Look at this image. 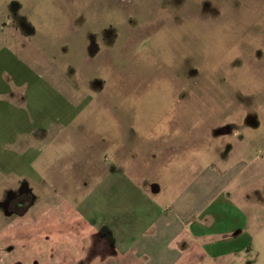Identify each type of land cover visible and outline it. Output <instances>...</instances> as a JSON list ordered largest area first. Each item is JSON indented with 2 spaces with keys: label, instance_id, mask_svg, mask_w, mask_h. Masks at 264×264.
I'll return each instance as SVG.
<instances>
[{
  "label": "rangeland",
  "instance_id": "rangeland-1",
  "mask_svg": "<svg viewBox=\"0 0 264 264\" xmlns=\"http://www.w3.org/2000/svg\"><path fill=\"white\" fill-rule=\"evenodd\" d=\"M192 162L260 178L228 264H264V0H0V220L25 190L80 198L87 178H188ZM34 214L10 218L24 248L1 264L44 256Z\"/></svg>",
  "mask_w": 264,
  "mask_h": 264
},
{
  "label": "crops",
  "instance_id": "crops-1",
  "mask_svg": "<svg viewBox=\"0 0 264 264\" xmlns=\"http://www.w3.org/2000/svg\"><path fill=\"white\" fill-rule=\"evenodd\" d=\"M42 127L16 132L15 143L49 131ZM185 169L188 178H121L115 168L114 178H87L79 202L55 192L37 202L31 198L20 214H10L9 200L5 206L12 220L34 211L32 244H27L44 255L36 264L232 263L251 233L246 187L260 178L240 177L243 170L228 167L197 172L193 162ZM252 216L254 222L257 216ZM10 218L0 220V254L9 247L16 252V244L24 248L9 234Z\"/></svg>",
  "mask_w": 264,
  "mask_h": 264
},
{
  "label": "flooded vegetation",
  "instance_id": "flooded-vegetation-1",
  "mask_svg": "<svg viewBox=\"0 0 264 264\" xmlns=\"http://www.w3.org/2000/svg\"><path fill=\"white\" fill-rule=\"evenodd\" d=\"M27 191V190H26ZM31 195L29 192H23L20 197H18L16 200L10 199L8 202V209L10 210V204L11 202H14L16 206H26L28 207L31 203Z\"/></svg>",
  "mask_w": 264,
  "mask_h": 264
}]
</instances>
